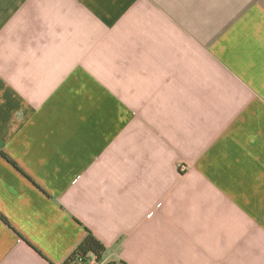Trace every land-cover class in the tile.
<instances>
[{"label":"crops","instance_id":"0c3cea01","mask_svg":"<svg viewBox=\"0 0 264 264\" xmlns=\"http://www.w3.org/2000/svg\"><path fill=\"white\" fill-rule=\"evenodd\" d=\"M88 231L90 264H264V0H0V264Z\"/></svg>","mask_w":264,"mask_h":264},{"label":"trees","instance_id":"16d2710c","mask_svg":"<svg viewBox=\"0 0 264 264\" xmlns=\"http://www.w3.org/2000/svg\"><path fill=\"white\" fill-rule=\"evenodd\" d=\"M105 252V246L96 238L93 233L88 231L85 239L69 255L63 264H90L93 258L97 262H101Z\"/></svg>","mask_w":264,"mask_h":264},{"label":"built area","instance_id":"2783aa9c","mask_svg":"<svg viewBox=\"0 0 264 264\" xmlns=\"http://www.w3.org/2000/svg\"><path fill=\"white\" fill-rule=\"evenodd\" d=\"M150 217H152V215Z\"/></svg>","mask_w":264,"mask_h":264}]
</instances>
